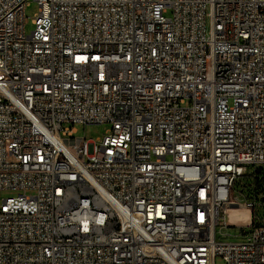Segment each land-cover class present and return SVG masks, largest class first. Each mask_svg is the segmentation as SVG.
<instances>
[{"label":"built area","instance_id":"obj_1","mask_svg":"<svg viewBox=\"0 0 264 264\" xmlns=\"http://www.w3.org/2000/svg\"><path fill=\"white\" fill-rule=\"evenodd\" d=\"M30 1L0 0V264H264V188L234 198L264 177V0H34L28 33Z\"/></svg>","mask_w":264,"mask_h":264},{"label":"rangeland","instance_id":"obj_2","mask_svg":"<svg viewBox=\"0 0 264 264\" xmlns=\"http://www.w3.org/2000/svg\"><path fill=\"white\" fill-rule=\"evenodd\" d=\"M39 11V5L36 1L32 0L27 4L25 14H26V30L28 33H30L33 28V19L35 18L36 14ZM64 127L66 128H73L75 130L74 138H82L85 137L87 139L91 140H97L99 138L104 137L106 132L110 129L109 124H90V125H81L76 124L72 126L71 124H65ZM254 172L253 167H249V171L246 174L247 176L240 178L238 182L235 185L236 191H234V198H238L240 201L245 200L248 196H250V189L249 184L252 182V174ZM247 183V188L243 189V193L240 191L243 188V184ZM16 193L9 190H0V203L1 201L8 197L15 195ZM237 199V200H238ZM245 213H242V212ZM248 210L244 208L239 207H232L227 211V217L226 222L227 226L224 225V220L221 221L220 225L217 226V239L219 241H225V242H234V241H242L245 237L244 234L248 233L251 230V227H243L245 224H247V221H243L242 219H233L232 215L233 213H236L237 215L248 217L249 214L247 213ZM256 212L260 218L264 217V208L259 207L256 209ZM243 227V228H242ZM216 264H223V260L218 257L216 260Z\"/></svg>","mask_w":264,"mask_h":264},{"label":"trees","instance_id":"obj_3","mask_svg":"<svg viewBox=\"0 0 264 264\" xmlns=\"http://www.w3.org/2000/svg\"><path fill=\"white\" fill-rule=\"evenodd\" d=\"M261 173V171H259ZM252 182L248 185L247 183H244L243 186L244 188H247V185L249 186V189L251 191L250 196L248 198H251L253 195H256V193L262 188H264V177L263 176H257V177H252ZM255 213H257L255 211ZM264 218V217H263ZM262 218V219H263ZM264 221L259 220L258 222L255 223H262Z\"/></svg>","mask_w":264,"mask_h":264},{"label":"bare ground","instance_id":"obj_4","mask_svg":"<svg viewBox=\"0 0 264 264\" xmlns=\"http://www.w3.org/2000/svg\"><path fill=\"white\" fill-rule=\"evenodd\" d=\"M232 218L234 220L238 219V218H243L244 221H248L249 220V216L248 217H243V216L237 215L236 213H233Z\"/></svg>","mask_w":264,"mask_h":264},{"label":"crops","instance_id":"obj_5","mask_svg":"<svg viewBox=\"0 0 264 264\" xmlns=\"http://www.w3.org/2000/svg\"><path fill=\"white\" fill-rule=\"evenodd\" d=\"M242 213H245V212L243 211ZM247 213H248V214H250V212H249V211H247Z\"/></svg>","mask_w":264,"mask_h":264}]
</instances>
